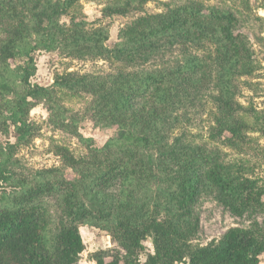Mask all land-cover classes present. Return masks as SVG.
Returning <instances> with one entry per match:
<instances>
[{"label":"trees","instance_id":"trees-1","mask_svg":"<svg viewBox=\"0 0 264 264\" xmlns=\"http://www.w3.org/2000/svg\"><path fill=\"white\" fill-rule=\"evenodd\" d=\"M76 2L18 0L29 11L22 17L15 3L0 0L12 15L11 25L0 35V134L6 138L0 139V264H83L80 224L106 231L123 250L95 252L96 264H264V224L257 222L230 228L219 240L189 249L185 234L197 227L191 220L203 193L216 192L235 216L249 209L264 212V178L246 165L225 163L215 149L183 142L170 126L172 100L214 83L217 135L247 142L246 124L236 118L231 90L245 48L236 16L194 2L175 5L129 28L108 49L106 29L88 31L87 21L70 13ZM125 10L108 7L103 14ZM64 15H69V28L60 21ZM172 36L207 38L219 46L221 68L215 78L203 57L187 55L158 70L66 72L49 86L31 82L37 70L35 52L58 50L76 58L114 50L128 53ZM56 90L87 95V115L96 126L114 128L113 136L96 147L92 138L78 134L77 118L58 101ZM39 102L48 122L77 136L87 152L74 157L56 146L62 167L17 171L14 154L37 131L29 112ZM49 195L59 198L57 225L50 206L41 201ZM147 239L153 251L142 261Z\"/></svg>","mask_w":264,"mask_h":264},{"label":"rangeland","instance_id":"rangeland-1","mask_svg":"<svg viewBox=\"0 0 264 264\" xmlns=\"http://www.w3.org/2000/svg\"><path fill=\"white\" fill-rule=\"evenodd\" d=\"M5 2L15 3L22 17L29 15L28 9L20 6L18 0ZM189 2L227 9L238 20L237 30L243 36L245 48L240 64L234 71L231 90L234 92L236 118L246 124L244 134L248 140L244 144L237 140L229 142L217 135L214 83L200 90L191 88L179 99L172 100L169 106L171 133L185 143L215 149L225 163L246 165L254 175L264 178V0H77L70 8V13L75 14L79 20L85 19V29L88 31L106 29V47L114 49L129 28L140 26L153 14ZM123 6L126 10L122 14H103V10L108 7ZM7 9H0V35L12 22L11 12H7ZM60 21L67 28L70 27L69 15L62 16ZM187 55L203 57L208 62L213 78L221 68L222 49L210 44L207 38L185 41L172 36L161 38L148 46L134 48L128 53L114 50L100 56L76 58L58 50L35 52L37 70L31 82L49 86L66 72L87 75L128 73L143 68L158 70L176 65ZM56 95L58 101L77 118V133L92 138L94 146L101 147L113 136L114 128L96 126L87 115L86 106L90 100L87 95H71L63 90H56ZM29 119L37 125V131L16 149L14 157L18 162L17 171L35 172L62 167L63 162L55 151L56 146L67 148L74 157L86 154L87 150L77 136L63 132L48 122V113L42 102L31 108ZM0 139L6 138L0 134ZM9 139L14 142L12 136ZM67 172L70 173L69 170ZM58 199L57 195L41 198L42 202L50 206L56 225L61 217ZM195 220L196 229L185 234L187 245L193 251L210 241L219 240L230 228H249L253 222L264 224V212L249 209L242 216H235L221 203L216 192H207L195 203L191 220L193 224ZM79 232L85 247L80 255L83 264H96L92 255L99 250L108 253L119 250L123 253L106 231L80 224ZM144 246L145 250L139 257L142 261L153 251L150 239L144 241Z\"/></svg>","mask_w":264,"mask_h":264},{"label":"crops","instance_id":"crops-1","mask_svg":"<svg viewBox=\"0 0 264 264\" xmlns=\"http://www.w3.org/2000/svg\"><path fill=\"white\" fill-rule=\"evenodd\" d=\"M262 258H263V262H264V254H263Z\"/></svg>","mask_w":264,"mask_h":264}]
</instances>
